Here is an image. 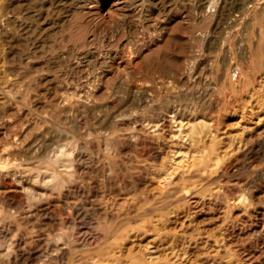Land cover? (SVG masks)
I'll return each instance as SVG.
<instances>
[{"label": "rangeland", "instance_id": "rangeland-1", "mask_svg": "<svg viewBox=\"0 0 264 264\" xmlns=\"http://www.w3.org/2000/svg\"><path fill=\"white\" fill-rule=\"evenodd\" d=\"M263 26L264 0H0V151L15 135L26 146L23 133L29 124L34 141L43 117L60 113L62 126L77 125L62 93L89 92L90 102L114 99L112 107L85 111L91 126L96 121L102 127L122 117L140 118L156 104L211 106L220 170L230 195L244 194L252 203L248 224L254 225L255 211L264 207V64L254 68L251 49L257 34L264 35ZM216 37L220 45L224 40L220 49L214 46ZM240 136L245 137L241 143ZM79 139L76 150L85 147L80 151L86 159L98 156L94 139ZM181 141L178 171L210 145L207 138L204 145ZM131 154L136 155L127 150L119 156ZM25 157L0 158V165L10 167ZM138 158L139 168L169 165L161 157ZM90 212L88 222L94 219ZM246 244V250L235 251L231 259L222 256L216 264L233 258L264 264L259 256L264 229L251 232Z\"/></svg>", "mask_w": 264, "mask_h": 264}, {"label": "bare ground", "instance_id": "bare-ground-1", "mask_svg": "<svg viewBox=\"0 0 264 264\" xmlns=\"http://www.w3.org/2000/svg\"><path fill=\"white\" fill-rule=\"evenodd\" d=\"M261 35L254 47L249 44L254 68L264 64ZM219 39L214 46L220 49L224 40L220 45ZM71 93L61 98L82 131L74 130V122L62 126V114H52L42 118L34 141L29 124L22 132L26 146L15 135L12 145L0 151L7 160L26 156L10 167L0 165V264H216L222 256L246 250L250 233L264 229V207L255 211L258 223L249 225L252 203L228 191L211 106L156 104L140 118H118L105 127L93 121L91 126L85 111L112 107L115 100L90 102L89 92ZM83 135L97 142V157L86 159L80 151L85 147L76 150ZM238 138L240 143L245 139ZM181 140L203 144L204 154L178 171L175 154L184 152ZM127 150L136 155L119 156ZM138 156L161 157L169 165L139 168ZM78 196L93 205L80 203ZM259 252L264 262V250ZM228 263L240 264L234 258Z\"/></svg>", "mask_w": 264, "mask_h": 264}]
</instances>
